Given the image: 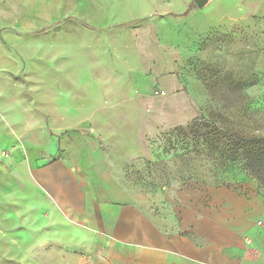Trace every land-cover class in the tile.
I'll list each match as a JSON object with an SVG mask.
<instances>
[{"label": "crops", "instance_id": "0c3cea01", "mask_svg": "<svg viewBox=\"0 0 264 264\" xmlns=\"http://www.w3.org/2000/svg\"><path fill=\"white\" fill-rule=\"evenodd\" d=\"M53 1L56 12L66 10L97 34H110L113 58L126 50L115 39L125 25L199 12L193 0ZM13 29L0 27V238L10 234L43 248L67 232L74 240L68 252L90 254L88 264H264V251L254 241L264 202L254 190L221 189L205 205L200 198L155 205L110 174L87 126L96 103L149 92L143 70L127 69L124 90L101 77L127 73L113 68L108 74L98 63L91 67L96 82L83 80L59 57L61 70L44 72L42 61L17 56ZM101 59L106 64L109 58Z\"/></svg>", "mask_w": 264, "mask_h": 264}, {"label": "rangeland", "instance_id": "374dc122", "mask_svg": "<svg viewBox=\"0 0 264 264\" xmlns=\"http://www.w3.org/2000/svg\"><path fill=\"white\" fill-rule=\"evenodd\" d=\"M84 23L66 10L56 12L53 0H0V27H14L15 53L42 61L44 72L61 70L59 57L81 71L83 80L99 78L94 63L108 74L113 68L121 74L141 69L149 77V92L125 102L96 103L95 119L87 126L110 174L127 191L148 195L155 205L199 198L205 205L221 189L244 194L247 187L264 202V184L256 175L225 154L210 152L191 127L204 123L219 129L223 143L242 135L264 138V0H212L196 14L125 25L115 36L126 47L121 58L112 57L116 44L110 34H97ZM105 48L109 54L102 53ZM127 75L101 78L125 89ZM20 81L28 89V82ZM255 236V246L264 251V217ZM1 238L0 264H88L90 254L68 252L74 240L67 232L44 240L43 248L10 234Z\"/></svg>", "mask_w": 264, "mask_h": 264}, {"label": "trees", "instance_id": "16d2710c", "mask_svg": "<svg viewBox=\"0 0 264 264\" xmlns=\"http://www.w3.org/2000/svg\"><path fill=\"white\" fill-rule=\"evenodd\" d=\"M191 127L196 128L195 139L201 136L210 152L217 155L225 154L229 160H236L244 169L256 175L260 183L264 184V138L242 135L241 138L236 136L237 138L232 141L223 143L225 135L219 129L211 130L204 123L203 125L192 124ZM203 130L205 132L202 134Z\"/></svg>", "mask_w": 264, "mask_h": 264}, {"label": "water", "instance_id": "95a60500", "mask_svg": "<svg viewBox=\"0 0 264 264\" xmlns=\"http://www.w3.org/2000/svg\"><path fill=\"white\" fill-rule=\"evenodd\" d=\"M198 9H204L212 0H193Z\"/></svg>", "mask_w": 264, "mask_h": 264}]
</instances>
